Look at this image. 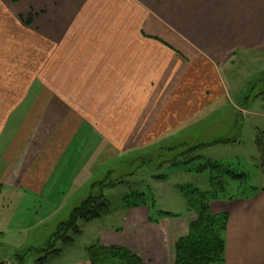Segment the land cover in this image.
<instances>
[{"label": "crops", "instance_id": "0c3cea01", "mask_svg": "<svg viewBox=\"0 0 264 264\" xmlns=\"http://www.w3.org/2000/svg\"><path fill=\"white\" fill-rule=\"evenodd\" d=\"M2 38L21 58H0V221L31 230L36 207L53 205L51 217L88 185L106 146L127 152L202 120L203 71L223 83L236 58H264V0H0ZM211 209L230 216L226 264H264V191ZM191 220L126 210L99 243L175 264Z\"/></svg>", "mask_w": 264, "mask_h": 264}, {"label": "rangeland", "instance_id": "374dc122", "mask_svg": "<svg viewBox=\"0 0 264 264\" xmlns=\"http://www.w3.org/2000/svg\"><path fill=\"white\" fill-rule=\"evenodd\" d=\"M10 41V38H2L0 58L17 56V59H20L18 53L21 48H14V51L9 44ZM233 62L222 70L223 83L219 81V76L213 75V71H203V86H196L199 94L196 95L195 101L204 105L208 103L206 106H212V110L202 112L203 119L196 125L177 136L169 131L158 141L135 142L134 145L137 147L130 150L131 152L122 151L129 145L125 142H118L119 146L116 145L115 149L109 147L110 145L106 146L107 154L96 164L88 185L77 194V190L69 187L65 197L67 200H64L51 217L49 216L54 212H50L55 209L53 205H42L41 209L36 207V224L31 230L23 229L25 226L22 224L10 225L5 220L0 221V262L13 259L17 254L31 248L46 246L59 224L66 222L71 212L87 199L90 184L105 180L109 173H112L109 175L110 180L124 182L104 191L111 212L99 219L81 222L82 233L72 244H56V249L61 251L59 254L46 257L44 253H32L26 264H79L88 261L87 248L100 241V234L122 230L126 210H146L149 222L153 224H159L161 220L167 218H184L189 213L192 220L185 236L188 237L192 223L198 220V214L196 211L187 210L186 199L180 188L192 187L207 193L215 189L211 168L201 173L195 171L199 166L213 162L233 163V173L217 180L220 182L217 186L220 198L210 202V209L214 202L230 203L237 199H250L256 196L258 191H264V169L260 165L259 153L255 145L257 134L264 131V99L260 96L264 93V58L252 61L250 56L244 55ZM211 83L217 84L216 93H213L214 86L212 87ZM247 97L249 100L246 101ZM220 101L223 105L219 104ZM149 112L153 116L156 113V111ZM167 113L168 110L165 109V117L162 119L165 133L173 129L176 122L172 119V114L166 116ZM169 122L174 123L173 126L166 125ZM225 138L234 140L235 143L209 146ZM199 145L206 146L196 153H190ZM195 156L199 158L193 161L192 157ZM88 160L89 157L84 158V163ZM79 163L84 164L82 161ZM136 192L145 193L148 204L145 199L140 201L139 198L132 197L131 201L135 205L125 209L124 197ZM230 197L234 200L228 201L227 198ZM1 210L4 211V206ZM163 212L179 216H161ZM178 241L175 244V252Z\"/></svg>", "mask_w": 264, "mask_h": 264}, {"label": "trees", "instance_id": "16d2710c", "mask_svg": "<svg viewBox=\"0 0 264 264\" xmlns=\"http://www.w3.org/2000/svg\"><path fill=\"white\" fill-rule=\"evenodd\" d=\"M260 96L264 99V93ZM245 100H249V97ZM231 143H235V141L225 138L217 140L209 144V146ZM255 145L259 153L260 165L264 169V131L257 134ZM204 146L206 145L194 147L190 153H196ZM198 158L195 156L192 157V160L194 161ZM232 165L233 163L213 162L195 169V171L202 173L209 167L211 168L210 170L213 173L212 182L215 188L213 192L207 193L192 187L180 188L186 199L187 210L196 211L198 220L192 223L189 236L181 238L178 241L175 264H226L227 229L230 216L229 214H213L210 209V202L220 198L217 188L220 182L217 180H221L223 176L232 174L234 169H232ZM111 174L109 173V175ZM109 175L105 180L95 181L90 184L87 199L71 212L66 222L59 224L56 232L50 237L46 246L31 248L24 253L17 254L13 259L18 264H26L32 253H44L46 257L57 255L61 251L56 249V244H72L75 238L82 233L81 222H89L108 215L111 212V208L109 200L104 195V191L124 184L123 181L110 180ZM132 197H137L140 201L145 199L148 204L146 194L136 192L124 197L123 207L125 209L135 205L131 201ZM227 199L228 201L234 200L233 197ZM161 216L175 217L179 215L163 212ZM87 259L91 264H145L139 256L126 247L103 246L99 242L87 248Z\"/></svg>", "mask_w": 264, "mask_h": 264}, {"label": "water", "instance_id": "95a60500", "mask_svg": "<svg viewBox=\"0 0 264 264\" xmlns=\"http://www.w3.org/2000/svg\"><path fill=\"white\" fill-rule=\"evenodd\" d=\"M0 264H17V263L13 259H7L0 262Z\"/></svg>", "mask_w": 264, "mask_h": 264}]
</instances>
